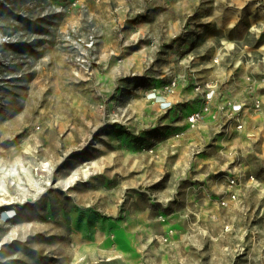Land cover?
Returning <instances> with one entry per match:
<instances>
[{"label":"rangeland","instance_id":"rangeland-1","mask_svg":"<svg viewBox=\"0 0 264 264\" xmlns=\"http://www.w3.org/2000/svg\"><path fill=\"white\" fill-rule=\"evenodd\" d=\"M216 5L0 0V262L264 264V190L255 187L264 182V114L258 118L262 129L248 128L237 139L251 148L240 161L247 170L220 177L238 179L237 200L228 196L227 182L212 201L213 213L185 215L176 203L172 215L169 177L150 196L146 187L123 191L133 164L122 152L129 140L122 148L118 137L134 133L137 143L139 135L154 143L160 138L149 119L159 115L161 124L167 114L152 108L150 92L174 79L177 87L215 83L243 64L250 79L261 82L264 28L221 44L219 56L170 50L187 42L192 49L204 45L200 19ZM200 61L216 77L201 78ZM138 113L145 119L139 135L133 125ZM149 146L148 152L155 147ZM5 209L17 213L9 223L1 221ZM138 209L150 214L139 216ZM147 222L148 229L133 230Z\"/></svg>","mask_w":264,"mask_h":264},{"label":"crops","instance_id":"crops-1","mask_svg":"<svg viewBox=\"0 0 264 264\" xmlns=\"http://www.w3.org/2000/svg\"><path fill=\"white\" fill-rule=\"evenodd\" d=\"M214 2L217 5L212 7L210 13L201 18L199 23L203 29L198 33V40L204 45L192 49L193 43L189 45L187 42L180 46L175 44L170 49L172 52L180 48L187 49L188 52L192 51L195 55L219 56L221 55V44L245 38L251 35L254 28L258 32L264 28V0H214ZM169 35L172 36V31ZM195 50L197 52H194ZM198 63L201 78L216 77L212 75L214 74L212 72L216 70L211 71L202 61ZM243 65L238 71L236 69L226 70L227 73L215 81L217 94L212 102L213 111L218 112L219 105L225 101L251 103L255 99H261L262 109L259 112H245L241 116L242 130L236 129L235 122H227L228 118L225 113H220L217 119L206 115L204 120L195 127L188 125L187 118L197 111L203 102L202 95L195 91V86L199 81L179 85L168 97L173 108L162 116L165 120L163 123H158L159 115L150 117L151 126L155 125V128L151 130L155 132L156 138H160L154 143L151 138L147 141L149 138L144 139L142 135H139L143 128L142 125H145L142 113L133 115V125L141 143H137V134L134 135V133L132 139L125 134L118 137L122 142V148L123 144L126 145V140H129L127 143L129 146H125L127 150H122V152H127V155L131 156L133 164L132 178H129L131 184L127 186V189L123 185L124 192L126 190L141 192L140 188L146 187L145 194L150 196L149 191L154 189L155 185L160 184L163 177H169L171 192L167 198L173 202L170 207L173 210L172 215L177 214L174 210L176 203L182 205L185 215L206 216L214 212L215 207L212 201L216 200L224 184L227 185V179L221 181L220 177L226 178L230 171L238 172L236 174L239 175L247 170L246 165L244 166L240 161L248 157L251 148L247 147V144H239L237 139L245 138L248 128L262 129L263 127L258 118L264 114V68L255 67L263 73L261 82H258L250 79L252 72L248 65ZM234 72L237 74L235 75ZM207 81L210 80L204 82ZM142 98L145 99V95L142 94ZM153 105L152 108L158 109L157 104ZM139 123L141 126H138ZM147 144L155 145L151 148L154 150L153 154L145 149V147H150ZM238 151H242L240 157L237 156ZM238 163H240L239 167L236 166ZM230 165H235L236 168ZM137 214L148 216L150 211L138 209ZM169 222L167 227L172 229L173 222ZM135 226L137 227L133 230L136 232L149 228L148 222L147 224L138 223Z\"/></svg>","mask_w":264,"mask_h":264},{"label":"built area","instance_id":"built-area-1","mask_svg":"<svg viewBox=\"0 0 264 264\" xmlns=\"http://www.w3.org/2000/svg\"><path fill=\"white\" fill-rule=\"evenodd\" d=\"M218 62V61H216ZM178 85V80L174 79L168 85H166L161 91H153L148 94V99L152 100L155 104L160 106V109L163 111H168L173 108L172 102L168 100V97L171 96L175 88ZM195 91L202 95V105L201 107L192 113L187 118V123L190 127H195L198 123L202 122L206 115H210L212 119H217L220 113H225L227 116V121L235 122L236 129L242 130L243 123L241 120V116L245 112H259L262 109V101L261 99H255L251 103H237L233 101H225L219 105L218 112H214L212 109V102L217 94V86L216 83L206 82L204 84H198L195 86ZM150 153H154V150H150ZM250 180L254 181V177H250ZM227 193L231 200H237L239 197V190L237 187L238 179H236L233 175H231L228 179ZM255 187L264 190V182L255 181ZM222 206L226 205L225 201L221 202ZM11 210H3L1 213V221L3 223H9L15 217L9 215ZM6 214V215H5ZM161 220L164 221V218L161 217ZM163 241H166V238H161ZM0 264H16L13 262L2 261Z\"/></svg>","mask_w":264,"mask_h":264},{"label":"bare ground","instance_id":"bare-ground-1","mask_svg":"<svg viewBox=\"0 0 264 264\" xmlns=\"http://www.w3.org/2000/svg\"><path fill=\"white\" fill-rule=\"evenodd\" d=\"M13 174H15V175H19L18 170L14 169V170H13ZM73 181H74V178L71 179V182H69V183H72ZM5 215H6V214H5ZM9 215H12V216L15 217V215H16V211H15V210H11V212H9ZM1 261H2V260H1Z\"/></svg>","mask_w":264,"mask_h":264}]
</instances>
